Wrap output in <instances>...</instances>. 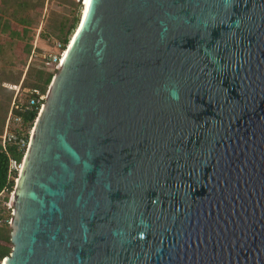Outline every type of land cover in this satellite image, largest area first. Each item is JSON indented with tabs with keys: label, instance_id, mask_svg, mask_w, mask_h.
Instances as JSON below:
<instances>
[{
	"label": "water",
	"instance_id": "water-1",
	"mask_svg": "<svg viewBox=\"0 0 264 264\" xmlns=\"http://www.w3.org/2000/svg\"><path fill=\"white\" fill-rule=\"evenodd\" d=\"M40 112L5 264H264V0H92Z\"/></svg>",
	"mask_w": 264,
	"mask_h": 264
},
{
	"label": "rangeland",
	"instance_id": "rangeland-1",
	"mask_svg": "<svg viewBox=\"0 0 264 264\" xmlns=\"http://www.w3.org/2000/svg\"><path fill=\"white\" fill-rule=\"evenodd\" d=\"M82 1L6 0L3 4L0 0V14L8 24L7 29L0 30V120L14 94L13 90L3 85H22L28 66L32 70L42 68V56L54 53V42H58L67 32L68 38L71 37L80 16ZM20 2L24 4L19 6ZM16 19L21 23H17ZM22 28L29 30L25 38L20 35ZM23 89L30 88L21 86L20 90ZM4 198L7 200L6 195L0 196V212L5 220L10 213L3 205L6 202ZM6 245L11 247V244Z\"/></svg>",
	"mask_w": 264,
	"mask_h": 264
},
{
	"label": "built area",
	"instance_id": "built-area-1",
	"mask_svg": "<svg viewBox=\"0 0 264 264\" xmlns=\"http://www.w3.org/2000/svg\"><path fill=\"white\" fill-rule=\"evenodd\" d=\"M68 44L63 46L59 42H54V53L44 54L42 56L44 69L52 74V78L57 73L59 64L62 60V56L66 52ZM3 87L14 91L5 118L3 131L0 135V147L2 152L5 153L8 159L7 179L13 183L10 192L3 191L0 194V196H7V200L6 202H3V205H5L9 210L10 215L7 220V224L10 226L14 211V207L12 206V204H10V197L15 191L16 184L19 180L20 171L22 170V165L24 164V160L31 142L38 115L45 103L46 93L41 94L38 90L32 89L20 90L21 85H3ZM32 113H35L33 121L26 120L24 118L25 115H29ZM10 149L15 151V153L19 155L20 158L18 159L16 157H12L9 153Z\"/></svg>",
	"mask_w": 264,
	"mask_h": 264
},
{
	"label": "trees",
	"instance_id": "trees-1",
	"mask_svg": "<svg viewBox=\"0 0 264 264\" xmlns=\"http://www.w3.org/2000/svg\"><path fill=\"white\" fill-rule=\"evenodd\" d=\"M82 1V0H79ZM2 3L5 4L6 0H2ZM24 2H20V5H23ZM17 23H21L20 20L16 19ZM78 22V21H77ZM22 23H26L23 21ZM77 24V23H76ZM8 24L6 21L3 20L1 14H0V30L7 29ZM73 26L71 27V30H73ZM76 29V26H75ZM75 29L72 31L74 32ZM71 30L69 32H71ZM29 30L26 28H22L20 35H22L23 38H25L28 34ZM73 34V33H71ZM69 33L67 32L63 37L59 38V43H61L63 46L68 44V38ZM71 36V35H70ZM27 79H30L29 81ZM52 80V74L47 72V70L44 69L43 63H42V68H38L35 70H32L31 66H28V69L25 74V78L22 81L21 86H28L32 90H38L41 94H44L47 90V87L49 86L50 82ZM9 103L7 104V107H5L4 110V116L0 120L1 122V129H0V135L2 134L3 131V126L5 122V118L9 109ZM35 117V113L25 115L24 118L26 120L33 121ZM9 153L12 157L20 158L19 155L15 153L13 150H9ZM7 171H8V159L7 156L5 155L4 152H2L1 147H0V194L3 191L10 192L13 186V183L10 182L7 179ZM7 197V196H6ZM4 201H6V198H4ZM7 218L4 220L3 216H1L0 212V263L1 261L7 257L11 253V247H9L6 244H11L10 243V233H11V227L7 224ZM9 233V236H8ZM6 243V244H3Z\"/></svg>",
	"mask_w": 264,
	"mask_h": 264
},
{
	"label": "bare ground",
	"instance_id": "bare-ground-1",
	"mask_svg": "<svg viewBox=\"0 0 264 264\" xmlns=\"http://www.w3.org/2000/svg\"><path fill=\"white\" fill-rule=\"evenodd\" d=\"M91 2H92V0H83V2H82L80 16H79L78 22L76 24V29L74 32H72L73 34L71 35V37L69 39V44H68V47L66 48V52L62 56V62L64 61L65 57L67 56L74 40L76 39L78 33L80 32V30L84 24V21L86 20L87 14H88L89 9H90ZM40 114H41V112H40ZM22 167H23V165H22ZM20 174H21V171H20ZM16 186H17V184H16ZM15 190H16V188H15ZM14 194H15V191L11 195L10 204H12ZM0 264H5V260H2Z\"/></svg>",
	"mask_w": 264,
	"mask_h": 264
},
{
	"label": "clouds",
	"instance_id": "clouds-1",
	"mask_svg": "<svg viewBox=\"0 0 264 264\" xmlns=\"http://www.w3.org/2000/svg\"><path fill=\"white\" fill-rule=\"evenodd\" d=\"M172 98L173 99H177L178 98V94L175 91L172 92Z\"/></svg>",
	"mask_w": 264,
	"mask_h": 264
}]
</instances>
